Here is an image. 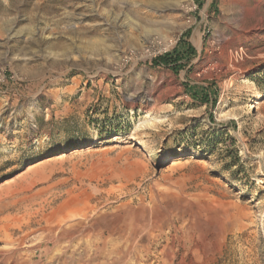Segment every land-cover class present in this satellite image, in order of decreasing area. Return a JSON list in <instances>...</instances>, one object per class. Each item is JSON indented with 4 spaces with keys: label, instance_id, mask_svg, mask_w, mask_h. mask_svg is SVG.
Returning a JSON list of instances; mask_svg holds the SVG:
<instances>
[{
    "label": "rangeland",
    "instance_id": "obj_1",
    "mask_svg": "<svg viewBox=\"0 0 264 264\" xmlns=\"http://www.w3.org/2000/svg\"><path fill=\"white\" fill-rule=\"evenodd\" d=\"M19 254L264 264V0H0V264Z\"/></svg>",
    "mask_w": 264,
    "mask_h": 264
},
{
    "label": "trees",
    "instance_id": "obj_2",
    "mask_svg": "<svg viewBox=\"0 0 264 264\" xmlns=\"http://www.w3.org/2000/svg\"><path fill=\"white\" fill-rule=\"evenodd\" d=\"M182 46V44H181ZM179 48H177L175 50V54L174 55H167L164 57H160L158 60L155 61V65H165V66H169L170 64L173 63H179L182 58L184 57V54L181 53L179 50ZM188 49L194 53V49L189 46ZM175 69H179V67H175ZM191 95L194 98H197L198 100L204 102V103H208L211 100V104L212 106H215L217 103V100L214 99H210V95L206 94V93H200L198 90L195 91H190ZM215 140L211 142L210 147L216 149V147L218 148L222 143H224V135L221 132H218V134H214ZM234 144V143H233ZM226 158L229 160V162L225 165V169L227 170H232L233 168H238L236 173H242L243 170V166H242V161L239 157V152L237 150H233L230 149L228 151H226Z\"/></svg>",
    "mask_w": 264,
    "mask_h": 264
},
{
    "label": "bare ground",
    "instance_id": "obj_3",
    "mask_svg": "<svg viewBox=\"0 0 264 264\" xmlns=\"http://www.w3.org/2000/svg\"><path fill=\"white\" fill-rule=\"evenodd\" d=\"M119 17V16H118ZM121 18H116V19H114V21H113V25L115 26V27H117V26H121L122 28L124 27L121 23ZM124 22V21H123ZM252 110V106H251V109L249 110V111H251ZM142 147H146V142H142L141 144H140ZM62 223V222H61ZM66 231V230H65ZM65 231H63V232H65ZM62 232V231H61ZM92 232V231H91ZM90 231H89V229H88V231H86L85 229L84 230H81V232L80 233H78V234H74V235H71L70 233V235H67V241H66V246H70L72 243H73V241L74 240H76V239H80V237H82L83 238V240L85 239L86 241H87V243H89L90 244V241H91V239H92V233H91ZM95 234V233H94ZM8 237H9V235H8ZM60 237V236H59ZM66 237V236H65ZM60 239V238H59ZM58 239V240H59ZM130 239V238H129ZM9 240V239H8ZM95 240V239H94ZM63 241V240H62ZM81 241V240H80ZM61 242V241H60ZM95 242H96V240H95ZM98 242V241H97ZM135 242V241H134ZM133 243V242H132ZM96 244V243H95ZM94 245V244H93ZM65 246V247H66ZM100 246V245H99ZM135 247H137V246H135V243H133V244H130L129 245V253H128V255H126L127 256V258H129L130 256L131 257H133V251L135 250ZM93 248V247H92ZM70 249V248H69ZM120 250H122V249H120ZM14 254V253H13ZM125 255H124V257H122V258H125L126 257ZM8 264H10V263H8ZM11 264H32V259L31 258H28L27 256H24V255H22V254H19V256L16 258V257H14V255H13V257L11 258ZM102 264H116V262H112V263H108V262H104V263H102Z\"/></svg>",
    "mask_w": 264,
    "mask_h": 264
}]
</instances>
